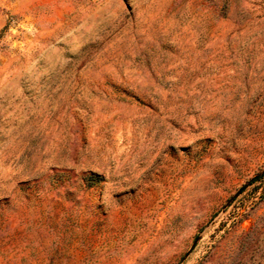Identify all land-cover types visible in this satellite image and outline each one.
I'll return each mask as SVG.
<instances>
[{
	"label": "rangeland",
	"instance_id": "rangeland-1",
	"mask_svg": "<svg viewBox=\"0 0 264 264\" xmlns=\"http://www.w3.org/2000/svg\"><path fill=\"white\" fill-rule=\"evenodd\" d=\"M264 264V0H0V264Z\"/></svg>",
	"mask_w": 264,
	"mask_h": 264
},
{
	"label": "bare ground",
	"instance_id": "bare-ground-1",
	"mask_svg": "<svg viewBox=\"0 0 264 264\" xmlns=\"http://www.w3.org/2000/svg\"><path fill=\"white\" fill-rule=\"evenodd\" d=\"M186 264V263H185Z\"/></svg>",
	"mask_w": 264,
	"mask_h": 264
}]
</instances>
